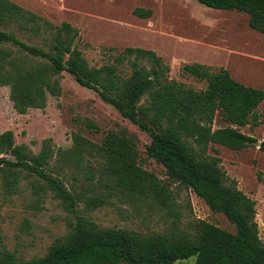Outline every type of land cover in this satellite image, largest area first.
I'll list each match as a JSON object with an SVG mask.
<instances>
[{"label":"trees","instance_id":"obj_1","mask_svg":"<svg viewBox=\"0 0 264 264\" xmlns=\"http://www.w3.org/2000/svg\"><path fill=\"white\" fill-rule=\"evenodd\" d=\"M215 10L249 16L252 30L264 35V0H194ZM134 15L148 19L152 11ZM10 28V30H9ZM22 32L39 45L20 39ZM80 32L70 23L55 25L10 0H0V86L10 88V100L20 115L44 110L49 97L63 95V74L91 90L125 120L149 135L147 158L165 169L162 180L142 166L139 139L127 129L107 132L100 143L73 134V147L56 154L44 140L38 154L17 145L12 131L0 135V187L10 195L29 179L36 205L51 193L69 217L68 232L56 238L47 254L23 261L0 246V264H67L84 259L98 264H176L196 257V264H264V242L256 221V202L236 181L229 184L215 146L240 152L258 141L241 129L264 124L258 110L264 90L245 86L226 69L186 64L183 75L206 87L196 90L169 79L170 67L152 50L126 48L114 62L92 67L79 49ZM129 64L131 74L124 76ZM222 126L215 129V125ZM85 130L99 126L83 120ZM264 153V142L260 145ZM56 158V164H52ZM67 170L71 172L66 176ZM175 186L191 190L213 213L223 214L235 233L207 221L182 227L184 207ZM147 204L173 217L166 231L142 234L102 228L90 213L115 206Z\"/></svg>","mask_w":264,"mask_h":264},{"label":"rangeland","instance_id":"obj_2","mask_svg":"<svg viewBox=\"0 0 264 264\" xmlns=\"http://www.w3.org/2000/svg\"><path fill=\"white\" fill-rule=\"evenodd\" d=\"M55 25L70 23L79 30V49L92 67L100 68L114 62L126 48L152 50L170 67L169 79L184 83L196 90L206 87L183 75L186 64H204L214 69H226L239 83L264 90V35L252 30L249 16L234 11L208 8L194 0H10ZM138 8L152 11L148 19L134 15ZM10 30V28H9ZM33 45L38 39L16 32ZM125 77L131 74L129 64L123 68ZM63 95L49 97L44 110L31 109L20 115L10 100V88L0 86V135L12 131L17 145H26L38 154L44 140H52L56 154L73 147V134L83 135L100 143L112 130L127 129L138 139L142 166L165 180V169L147 158L149 135L125 120L113 107L105 104L95 92L81 87L74 78L63 74ZM264 117V103L258 110ZM83 120L94 121L99 134L85 130ZM220 123L215 129L221 127ZM241 131L258 143L236 152L215 146L211 155L222 159V168L229 184L256 202L259 234L264 242V124L247 126ZM56 164V158L53 160ZM71 172L67 170L66 176ZM29 179H23L20 190L10 195L0 187V246L15 253L20 260L30 261L47 254L56 238L67 234L68 213L51 193L44 203L36 205ZM180 193L178 202L184 207L182 227L192 220H204L221 229L235 233V227L223 214L213 213L209 207L186 188H173ZM102 228L134 230L142 234L166 231L174 220L164 210L151 211L148 205L116 202L89 215ZM196 257L176 264H196ZM67 264L89 263L84 259ZM105 264V263H103Z\"/></svg>","mask_w":264,"mask_h":264},{"label":"water","instance_id":"obj_3","mask_svg":"<svg viewBox=\"0 0 264 264\" xmlns=\"http://www.w3.org/2000/svg\"><path fill=\"white\" fill-rule=\"evenodd\" d=\"M261 145V144H260Z\"/></svg>","mask_w":264,"mask_h":264}]
</instances>
